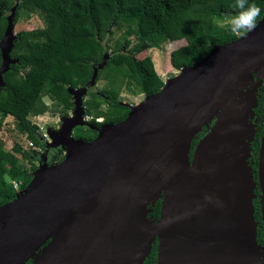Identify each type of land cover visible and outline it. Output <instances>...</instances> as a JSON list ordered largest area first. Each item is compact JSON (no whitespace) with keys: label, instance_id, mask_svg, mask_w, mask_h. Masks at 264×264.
Returning <instances> with one entry per match:
<instances>
[{"label":"water","instance_id":"1","mask_svg":"<svg viewBox=\"0 0 264 264\" xmlns=\"http://www.w3.org/2000/svg\"><path fill=\"white\" fill-rule=\"evenodd\" d=\"M15 15L16 5L0 39V91L18 61ZM109 58L104 52L84 86L68 88L72 113L47 130L31 181L0 206V264H143L155 239L156 264H257L247 118L264 80V13L253 31L180 69L124 120L95 126L84 97ZM77 126L97 136L76 138ZM58 147L64 159L49 165Z\"/></svg>","mask_w":264,"mask_h":264},{"label":"trees","instance_id":"2","mask_svg":"<svg viewBox=\"0 0 264 264\" xmlns=\"http://www.w3.org/2000/svg\"><path fill=\"white\" fill-rule=\"evenodd\" d=\"M249 2L261 9L257 24L264 13V0ZM234 3L235 0H0V39L6 30L7 13L14 5L15 22L22 9L43 21L41 28L15 34L11 57L18 61L10 64V70L3 75L0 130L6 117L12 116L16 131L40 150L24 149L17 141L6 150L0 139V206L15 198L12 181H20L21 188L28 185L46 149L37 125L29 119L51 109L44 97L67 115L74 107L68 88L84 86L92 76L93 65L109 52L110 58L97 73L96 83L103 81V85L86 93L84 105L93 125L116 124L130 111L119 100L124 89L147 97L158 93L165 84L152 58L136 55L145 48H160L164 42L184 39L185 45L172 50L169 60L177 70L192 66L215 45L241 36L225 25H217L238 11ZM116 27L123 29L122 37L113 39ZM99 118L102 121H97ZM206 132L203 127L192 140L190 155ZM73 135L91 141L97 130L77 126ZM63 159L62 148L49 150V165ZM161 201L162 197L148 214L153 220L160 216ZM157 244L155 239L143 264H156Z\"/></svg>","mask_w":264,"mask_h":264},{"label":"rangeland","instance_id":"3","mask_svg":"<svg viewBox=\"0 0 264 264\" xmlns=\"http://www.w3.org/2000/svg\"><path fill=\"white\" fill-rule=\"evenodd\" d=\"M9 15V12L7 13ZM217 25L223 26L225 22H218ZM43 27L42 19L26 10L22 9L18 20L15 22V26L13 29L14 35L21 30H31L35 28ZM114 34L112 35L113 39L122 37V30L118 27L114 28ZM109 35L106 36V39ZM132 39V36L130 37ZM186 41L184 39L164 42L162 43L160 48H145L140 53L136 55L137 58H142L144 56H150L154 62L155 69L157 73L162 77L163 81L167 82L169 79H172L179 75L180 70L173 68L169 61L170 52L182 45H185ZM109 53V52H108ZM110 54V53H109ZM103 85V81L97 82L91 89L93 90L100 89ZM119 100L122 104H124L129 110L139 104L142 100H145L144 95L142 94H132L127 90H123L119 96ZM44 101L47 105L51 107L47 112L38 116H30L29 119L37 125V132L41 135L42 141L50 138L46 137L47 130L49 128L56 129L59 125L60 119L62 115L58 108H54L52 106V101L48 97H44ZM85 103V102H84ZM85 106V105H84ZM72 112L69 111L67 115H70ZM66 115V116H67ZM89 119V118H88ZM97 121H102V118L97 119ZM76 128V127H75ZM75 130V129H74ZM48 135V134H47ZM73 135V134H72ZM74 136V135H73ZM0 139L4 143V147L6 150L11 149L12 145L17 141L22 145L24 149H32L28 146V140L24 135H20L15 128L14 119L12 116H7L5 119V123L0 130ZM63 152H65L63 150ZM7 180H9L8 176H5Z\"/></svg>","mask_w":264,"mask_h":264},{"label":"flooded vegetation","instance_id":"4","mask_svg":"<svg viewBox=\"0 0 264 264\" xmlns=\"http://www.w3.org/2000/svg\"><path fill=\"white\" fill-rule=\"evenodd\" d=\"M255 93L257 105L247 118L248 124L253 127L248 166L253 179L252 211L258 247L257 264H264V80Z\"/></svg>","mask_w":264,"mask_h":264},{"label":"clouds","instance_id":"5","mask_svg":"<svg viewBox=\"0 0 264 264\" xmlns=\"http://www.w3.org/2000/svg\"><path fill=\"white\" fill-rule=\"evenodd\" d=\"M235 14L225 17V26L236 35H244L256 28L257 17L261 9L249 0H235Z\"/></svg>","mask_w":264,"mask_h":264},{"label":"built area","instance_id":"6","mask_svg":"<svg viewBox=\"0 0 264 264\" xmlns=\"http://www.w3.org/2000/svg\"><path fill=\"white\" fill-rule=\"evenodd\" d=\"M88 118L89 117H85V119L86 120H88ZM46 137H48L49 138V136L46 134L45 135ZM49 141V139H47V140H45L44 141V143H47ZM28 146H29V148H33V149H37V150H40L39 148H37L35 145H34V143L32 142V141H30V140H28ZM12 184H13V188L15 189V194L17 193V192H19L22 188H21V182L20 181H12Z\"/></svg>","mask_w":264,"mask_h":264},{"label":"bare ground","instance_id":"7","mask_svg":"<svg viewBox=\"0 0 264 264\" xmlns=\"http://www.w3.org/2000/svg\"><path fill=\"white\" fill-rule=\"evenodd\" d=\"M175 78V77H174ZM174 78H172V79H174ZM172 79H169V80H172ZM142 103H143V101H141L138 105H136L135 107H133V108H137V107H139V106H141L142 105Z\"/></svg>","mask_w":264,"mask_h":264},{"label":"crops","instance_id":"8","mask_svg":"<svg viewBox=\"0 0 264 264\" xmlns=\"http://www.w3.org/2000/svg\"><path fill=\"white\" fill-rule=\"evenodd\" d=\"M170 61V60H169ZM171 64V63H170ZM41 136V135H40Z\"/></svg>","mask_w":264,"mask_h":264}]
</instances>
